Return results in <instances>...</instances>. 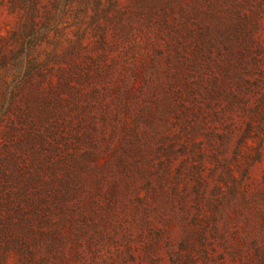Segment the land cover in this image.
I'll list each match as a JSON object with an SVG mask.
<instances>
[{"label": "rangeland", "instance_id": "374dc122", "mask_svg": "<svg viewBox=\"0 0 264 264\" xmlns=\"http://www.w3.org/2000/svg\"><path fill=\"white\" fill-rule=\"evenodd\" d=\"M0 264H264V0H0Z\"/></svg>", "mask_w": 264, "mask_h": 264}]
</instances>
